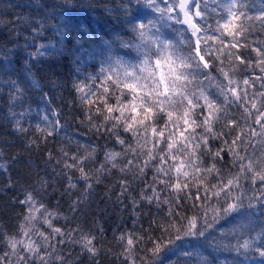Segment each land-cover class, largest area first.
<instances>
[{
  "label": "snow or ice",
  "instance_id": "6c2138e0",
  "mask_svg": "<svg viewBox=\"0 0 264 264\" xmlns=\"http://www.w3.org/2000/svg\"><path fill=\"white\" fill-rule=\"evenodd\" d=\"M143 2L158 13V17L130 24L133 33L130 39L116 37L121 48L133 49L137 53V62L131 63L114 55L112 42L106 40L104 44L108 46L109 54L99 72L86 77L90 83L74 81L72 84V89L79 94V100L88 105L85 119L90 130L94 129L97 134L103 131L121 146V151L105 150V160L96 169V182H100L102 173L111 171L108 164H111V168H118L120 173L132 172L139 178H143L145 169L154 167L153 181L146 184L145 190H141L139 199L155 205L164 214L159 219L153 218L148 229H141L142 234L135 231L121 233L119 241L123 251L119 255L123 256V260L120 264H178L177 260L171 259L174 256L184 257L185 264H193V257L196 258L195 264H216L218 257L213 253H240L241 249L247 251L253 248L260 257H264V217H261V227L256 234L250 235L256 228L253 210L257 203L264 209V150L256 157L255 146L251 145V137L257 136L262 138L261 144H264V92L259 93L262 99L260 107H257L255 99L249 101L246 89L238 90L241 83L250 86V80L234 78L242 72L241 65L244 66L243 70L256 67L264 72V45L252 49L257 57L254 65L250 59L233 51L248 47L237 37H244L249 30H254L256 23L264 31V2L257 15L247 13L244 0H230L229 3L211 9L208 0ZM212 2L216 3V0ZM60 3L76 6L75 0H60ZM161 4L164 6L161 7ZM87 5L88 0H84L82 6ZM218 9L222 11L218 12ZM213 13L218 18L213 17ZM166 21H174L176 25L182 26L173 28L178 39L162 38L157 24ZM53 27L62 41L66 35V26L61 23ZM32 32L37 38L44 35L45 23L42 19L35 20ZM226 37H231V41L226 42ZM76 43H79L78 39ZM47 47L40 44L28 56H45L48 54ZM52 47L55 49V45ZM12 51L0 50V61L8 60ZM225 62H228L231 73L224 70L222 65ZM210 69H215L223 80L213 75ZM201 77L209 85L214 82L218 91L209 92ZM257 79H264V76ZM5 83L10 86L9 96L12 101L22 98L23 87L19 81L9 78ZM233 103L243 108L245 119L253 115L245 106L251 103V109L256 111L254 123L260 125L259 132L251 129L248 133L239 126L235 114L229 111ZM93 105H102L106 113L99 122L93 116L101 114V107L96 106L93 112ZM51 117L48 114L40 117L45 122L43 128L36 125L45 138L57 134L67 125V121L61 123L59 113L52 112ZM232 126L240 128L241 134L235 136L229 144L224 137L231 135ZM13 128L21 134L28 131L18 120ZM197 129L203 131L198 132ZM122 132L131 135L125 137ZM216 140H222V146L210 147V142ZM36 142L30 141L31 144ZM77 143V153L70 155L61 149L63 157L72 161L65 163V168L77 169L80 172L79 179L84 180L86 188L91 190L93 184L87 183L90 177L84 164L94 160L96 148L86 146V154L81 156ZM249 146L253 148L252 154H248ZM237 149H242L244 154ZM225 150L231 154V163L237 168L236 172L225 173L217 167V161L224 159ZM118 157L124 158L125 163L118 164ZM205 157L210 158L207 166ZM5 168L6 165L0 163V169ZM213 176L215 182L209 183V178ZM244 182L251 186L245 187ZM68 184L70 188L75 187L70 175ZM121 184L126 192L127 182L122 180ZM157 184L162 187L158 189ZM191 187L197 189L195 196L190 191ZM149 191L151 194H148ZM162 192L168 195L162 197ZM19 203L26 206L23 218L25 223L19 225L16 235L6 237L11 252L0 255L2 264H70L56 247V244L65 243L80 244L93 264H99L95 258L100 249L94 243L96 237L92 233L81 232L77 239L73 232L78 229L62 231L60 227H54L52 219H59L58 215L49 211L31 192H26L25 198ZM76 206L77 202H73V211ZM188 211H191V215ZM37 213L40 222L51 229L48 235L37 227ZM233 213L238 214L235 227L228 232L221 231L219 237L214 235L215 225ZM0 236L4 234L0 233ZM33 236L40 239L35 240ZM55 236L60 239L53 243ZM245 236L247 238L241 242ZM189 237L197 239L198 249L211 248L212 251L204 255L199 250H184ZM229 237H235L237 243L231 244ZM140 252L144 255H139ZM10 255L16 257L15 262L8 259ZM219 264L225 262L220 261ZM227 264L236 262L228 261Z\"/></svg>",
  "mask_w": 264,
  "mask_h": 264
},
{
  "label": "trees",
  "instance_id": "16d2710c",
  "mask_svg": "<svg viewBox=\"0 0 264 264\" xmlns=\"http://www.w3.org/2000/svg\"><path fill=\"white\" fill-rule=\"evenodd\" d=\"M229 2L230 0H216V3H213L212 0H208L209 9ZM244 2L247 5V13L257 15L264 0H244ZM75 3L76 6L72 7L63 5L60 0H39L38 4L37 0H0V50L13 49L8 60L0 61V163L6 165L5 169H0V233L4 234L0 236V255L11 252L6 243V237L16 235L19 225L25 223L23 218L26 215V206H22L19 201L25 198L26 192H31L38 201H42L47 206L49 211L56 212L58 215L59 219H52L54 227H60L62 231L78 229L73 232V236L77 239L81 232L92 233L96 237L94 243L100 252L95 259L99 264H120L123 260V256L119 255L123 251L119 241L121 233L135 231L137 234H142V228L148 229L153 218L159 219L164 214L155 205L139 199L141 190H145L146 184H151L153 181L154 167L145 169V175L139 178L132 172L120 173L118 168H111V164H108L107 167L111 171L102 173L100 182H96V169L105 160V150L121 151V146L103 131L97 134L94 129L90 130L88 121L85 119L88 105L79 100V94L72 89V84L74 81L90 83L86 77L99 72L109 54L108 46L104 44L106 40L112 42L114 55H119L131 63L137 62V53L133 49L121 48L116 42V37L130 39L133 36L130 24L155 19L159 14L146 6L143 0L139 2L137 0H88L87 6H82L84 0H75ZM125 4L129 7H123ZM163 6L161 4V7ZM219 11L222 10L218 9ZM212 16L218 18L215 13ZM36 19H42L45 23L44 35L39 38L32 32ZM212 22L214 23V19ZM61 23L66 26V35L62 41L53 27ZM157 27L164 39H178L173 28H182L174 21L160 22ZM231 39L226 37V42ZM237 39L248 47L233 51L250 59L254 65L257 57L252 49L264 45V31L260 30L259 23H256L254 30H249L244 37H237ZM26 44L27 47H25ZM40 44L48 46L46 49L48 54L41 57H29L28 53L35 51ZM222 66L225 71L231 73L228 62ZM240 67L242 72L234 78L238 80L248 78L250 86L241 83L238 90L246 89L249 101L255 99L257 107H260L262 98L259 93L264 92L262 87L264 79H257V77L264 76V72L256 67L247 70H243V65ZM210 70L219 80H223L215 69ZM9 78L19 81L23 87L21 99L16 101L10 99L11 89L5 83ZM201 80L203 81V77ZM223 83L226 84L227 81ZM203 84L209 92L218 91L214 82L209 85L208 81H203ZM110 102L114 103V101ZM96 106L101 107V114L94 115L93 119L99 122L106 113L102 105H93V112ZM245 106L251 110L252 117L245 119L242 115L243 108L236 103L230 106L229 111L235 114V119L245 132L250 133L251 129L259 132L260 125L254 123L255 109H251V103ZM52 112L59 113L61 123L67 121V125L57 134L45 138L44 134L37 130L36 125L39 124L43 128L45 122L40 117L48 114L50 118H53ZM17 120L25 129H28L26 134L14 130L13 125ZM81 120L84 122L81 123ZM197 131L202 132L203 129H197ZM240 134V128L232 126L231 135H226L224 139H227L230 144L231 140ZM122 135L130 137L131 134L122 132ZM32 140L37 142L31 144ZM261 140L259 136L251 137V145L255 146L256 157H259L264 150ZM77 142H79L81 156L86 154V146L96 148L94 160L84 164L85 171L90 177L87 183L93 184L91 190L86 188L84 180L79 179L80 172L77 169L65 168V163H72V161L63 157L61 149L69 152L70 155L77 153ZM221 146L222 140L210 142V147ZM237 150L244 154L242 149ZM252 152L253 148L249 146L248 154ZM223 155L224 159L217 161V167L225 173L236 172L237 168L231 163V154L225 150ZM204 159L207 166L210 158ZM117 163L122 165L125 159L118 157ZM153 164L155 165V161ZM69 175L75 184L74 188L69 187ZM122 180L127 182L126 192L122 187ZM208 182L214 183V176L210 177ZM244 183L245 187L251 186L248 182ZM160 187L162 185L157 184V188ZM190 191L193 196L197 193L195 187H191ZM148 194H151L150 191ZM166 195H168L167 192L161 193L162 197ZM200 195L203 196V193L201 192ZM73 202H77L74 211L72 210ZM253 211L256 228L250 235L254 236L261 227L264 209L257 203ZM188 214L191 215V211H188ZM37 217V227L48 235L51 229L40 222L39 213ZM237 221L236 213L220 220L215 225L213 234L219 237L221 231H231ZM243 238L247 236L242 237L241 242ZM33 239L39 240L40 237L33 236ZM59 239V236H55L52 242L55 243ZM229 242L235 245L237 239L229 237ZM56 247L59 254L63 255L70 264H93L89 255L78 243L56 244ZM184 250L190 252L199 250L204 255L212 251L211 248L198 249L197 239L194 237L187 238ZM139 255L144 253L140 252ZM213 255L218 257L216 264L220 261H224L225 264L228 261H235L236 264L264 262V257H260L254 248L247 251L241 249L240 253L230 251L213 253ZM8 259L15 262L16 257L10 255ZM171 259L177 260L178 264H185V258L182 256H174ZM195 259L193 257V264Z\"/></svg>",
  "mask_w": 264,
  "mask_h": 264
}]
</instances>
